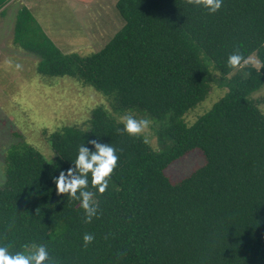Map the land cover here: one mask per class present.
Segmentation results:
<instances>
[{
	"label": "trees",
	"instance_id": "trees-1",
	"mask_svg": "<svg viewBox=\"0 0 264 264\" xmlns=\"http://www.w3.org/2000/svg\"><path fill=\"white\" fill-rule=\"evenodd\" d=\"M10 1L0 0V15ZM115 9L122 27L86 57L62 53L27 7L15 14L13 45L38 59L37 73L91 87L109 110L51 133V162L25 142L9 147L0 246L15 254L44 244L59 264H264V115L250 98L264 86V0H223L215 14L186 0H117ZM237 47L259 70L228 78ZM210 67L227 91L188 126ZM129 112L160 122L156 136L169 147L156 152L118 131L116 117ZM93 139L116 148L119 161L102 195L88 174L102 214L86 223L81 202L58 195L53 177L75 167L81 145L95 151ZM193 151L204 164L172 183L165 169ZM85 233L95 237L87 247Z\"/></svg>",
	"mask_w": 264,
	"mask_h": 264
},
{
	"label": "rangeland",
	"instance_id": "rangeland-1",
	"mask_svg": "<svg viewBox=\"0 0 264 264\" xmlns=\"http://www.w3.org/2000/svg\"><path fill=\"white\" fill-rule=\"evenodd\" d=\"M117 0H11L0 15V187L4 181L5 156L10 146L25 142L35 148L46 161L53 160L48 137L64 127L85 128L91 111L96 107L109 110L107 99L88 86L68 77H45L37 73L38 59L12 42L15 14L22 6H29L33 16L56 47L65 54L81 57L102 49L122 27L115 4ZM27 4V5H26ZM259 62L255 55L251 56ZM23 65L17 70L15 65ZM206 98L184 116L190 126L206 113L226 93L219 87L220 75L212 70ZM244 78L241 71L233 75ZM264 115V86L252 93ZM132 114L137 119L151 121L144 133L148 145L156 152L166 150L169 140L158 141L156 133L162 124L144 115ZM125 114V115H126ZM121 117H116L120 123ZM204 164L198 151L169 165L164 175L172 182L189 176Z\"/></svg>",
	"mask_w": 264,
	"mask_h": 264
},
{
	"label": "clouds",
	"instance_id": "clouds-1",
	"mask_svg": "<svg viewBox=\"0 0 264 264\" xmlns=\"http://www.w3.org/2000/svg\"><path fill=\"white\" fill-rule=\"evenodd\" d=\"M189 5L203 7L209 13H217L223 5V0H186ZM229 68L239 71L245 67H256L257 61L251 56L245 57L237 47L228 57ZM17 70H22L23 65L16 64ZM259 70V68H258ZM248 73H246L247 75ZM124 124L120 132H127L133 138H140L149 129L151 121L148 119H137L132 114L121 117ZM145 142L147 138L145 137ZM95 151L81 145L78 156L74 161L75 167L69 168L67 172L61 171L58 177H53L58 195H67L72 200L80 201V206L85 213V222L91 223L94 218H99L102 214L99 203L94 199V193L88 191V174L92 176V186L97 188L102 195L109 187V182L118 167L119 156L117 149L109 144L99 143L97 140H90ZM79 193V195H78ZM11 227V226H10ZM107 239V237H105ZM95 240L94 235L85 233L83 237L84 246L87 247ZM12 244L0 246V264H59L55 258H50L46 245L32 244L23 245V251L10 253Z\"/></svg>",
	"mask_w": 264,
	"mask_h": 264
},
{
	"label": "crops",
	"instance_id": "crops-1",
	"mask_svg": "<svg viewBox=\"0 0 264 264\" xmlns=\"http://www.w3.org/2000/svg\"><path fill=\"white\" fill-rule=\"evenodd\" d=\"M27 5V4H26ZM25 7H27L28 9H30V7L29 6H25ZM31 10V9H30Z\"/></svg>",
	"mask_w": 264,
	"mask_h": 264
}]
</instances>
